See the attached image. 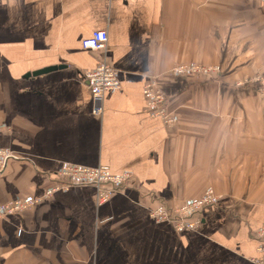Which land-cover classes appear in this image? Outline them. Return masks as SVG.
Wrapping results in <instances>:
<instances>
[{"label":"crops","instance_id":"1","mask_svg":"<svg viewBox=\"0 0 264 264\" xmlns=\"http://www.w3.org/2000/svg\"><path fill=\"white\" fill-rule=\"evenodd\" d=\"M99 29L120 86L95 115L84 75L103 53L82 42ZM193 62L222 70L171 73ZM152 76L175 122L146 107ZM0 148L16 156L0 172V204L43 195L65 163L132 174L105 203L72 185L0 218V264H258L264 0H0ZM208 186L221 198L194 229L149 214Z\"/></svg>","mask_w":264,"mask_h":264},{"label":"built area","instance_id":"2","mask_svg":"<svg viewBox=\"0 0 264 264\" xmlns=\"http://www.w3.org/2000/svg\"><path fill=\"white\" fill-rule=\"evenodd\" d=\"M108 40L107 30L99 29L82 42L84 48L103 53L99 64L84 75L95 102L92 110L95 115H101L104 111L103 97L105 93L114 91L120 86L118 70L112 66L105 55ZM218 69V66L183 63L173 66L171 70L177 75H208L210 71L215 72ZM143 95L146 107L152 116H160L166 123L175 120L168 113L167 97L154 76L146 81L143 87ZM12 158H16V156L9 149L0 148V172L5 168L8 160ZM131 176L129 171L113 173L109 166L103 164L96 167H86L65 163L57 171L54 185L48 188L43 195L39 197H17L0 204V218L7 214H19L25 209L51 198L55 191L72 185H93L97 190V203L102 204L114 192L122 189ZM218 200L213 188L210 187L200 197L185 201L177 206L161 201L149 209V214L154 220L168 222L177 230L194 229L201 222L200 213L202 209L217 203ZM256 237L260 240L258 250L264 253V224L256 231ZM254 261L260 264L264 263L262 258H256Z\"/></svg>","mask_w":264,"mask_h":264},{"label":"rangeland","instance_id":"3","mask_svg":"<svg viewBox=\"0 0 264 264\" xmlns=\"http://www.w3.org/2000/svg\"><path fill=\"white\" fill-rule=\"evenodd\" d=\"M193 63H196V62H193ZM179 64H183V63H179ZM189 64V63H188ZM196 64H199V65H205V66H218L219 67V69L217 70V71H215V72H212V71H210L209 72V74L208 75H204V74H202V75H198V74H192V75H177V74H174L173 72H172V70H171V73H173L174 74V76H196V77H210V78H213V77H217V76H219V74L221 73V67H220V65H218V64H203V63H196ZM177 65V64H176ZM175 66V65H174ZM168 102V101H167ZM175 120H176V118H175ZM175 120H174V122H175ZM210 187H212V186H208L204 191H206L207 189H209ZM213 188V187H212ZM213 190H214V194H215V196L216 197H218V201H217V203L220 201V198H221V194L220 193H218L214 188H213ZM204 191H203V193H204ZM97 192V191H96ZM202 193V194H203ZM201 194V195H202ZM200 195V196H201ZM199 196V197H200ZM198 198V197H197ZM96 200H97V196H96ZM105 203V202H104ZM217 203H215V204H217ZM215 204H213V205H215ZM179 205V204H178ZM174 206H177V205H174ZM200 218H201V216H200ZM177 230V229H176ZM185 230H189V229H185ZM258 264H260V263H258Z\"/></svg>","mask_w":264,"mask_h":264},{"label":"water","instance_id":"4","mask_svg":"<svg viewBox=\"0 0 264 264\" xmlns=\"http://www.w3.org/2000/svg\"><path fill=\"white\" fill-rule=\"evenodd\" d=\"M54 68H56V67H49V68H47V69H43V70H41V71H38L37 74H38V73H41V72H44V71H47V70L54 69ZM35 74H36V73H35Z\"/></svg>","mask_w":264,"mask_h":264}]
</instances>
